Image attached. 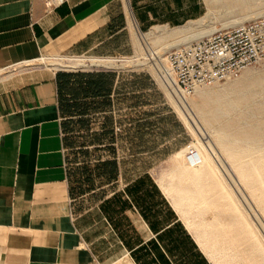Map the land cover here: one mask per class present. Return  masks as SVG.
Masks as SVG:
<instances>
[{"label": "crops", "instance_id": "0c3cea01", "mask_svg": "<svg viewBox=\"0 0 264 264\" xmlns=\"http://www.w3.org/2000/svg\"><path fill=\"white\" fill-rule=\"evenodd\" d=\"M204 11L202 0H66L50 11L0 0V264H210L152 174L163 145L144 66L6 70L43 53L128 57L142 35Z\"/></svg>", "mask_w": 264, "mask_h": 264}, {"label": "rangeland", "instance_id": "374dc122", "mask_svg": "<svg viewBox=\"0 0 264 264\" xmlns=\"http://www.w3.org/2000/svg\"><path fill=\"white\" fill-rule=\"evenodd\" d=\"M202 1L205 6V11L202 15V17H204L207 13V8L205 0ZM252 6L253 11H264V0H256V2L252 4ZM199 19L195 20L194 22H197ZM223 23V18H220L215 21L213 20L210 25H206L213 28ZM188 24H184L179 28H168L172 31V33H175L177 31L175 33V36L172 38H167V36H165L166 34H160L159 36L155 35V38L154 35H151L152 37L144 35L143 39L145 41V44L140 40V48L138 54L136 50H134V54L129 55L128 57H104L95 60H118L122 61L124 63L123 65H125L126 67H132V65L144 66V68L146 69L145 71H147V73H149L156 81L158 94L157 115H159V118H157V137L154 142L157 144V147L160 145L163 146L162 148H159L157 150L156 168L152 169V174L157 178L158 185L161 187L163 193L166 195L168 200L177 211L180 221L187 228L191 236L200 247L201 251L206 255L210 264H246V262L248 264H263L264 258H262V260L260 257H262L264 253V173L257 171V164H259L261 167L264 165V159L261 161V157L264 155V60L248 67L235 79L220 82L210 87L199 88L195 91L197 95L194 92L187 95V98H185L187 109H185L181 105V103L177 105L175 101L173 102L168 97L166 91L160 85L153 72L147 69L149 68V61L147 60L145 54L149 53L150 51H156L157 49L161 48L162 45L172 43L176 39V37L178 38L180 35L178 33V30L180 28H185ZM134 38L135 37L133 34V41L135 40ZM50 56L51 55H48L47 53H43L42 55H39L32 60H27L28 62L26 63H22L18 66L11 65V67L7 68L6 70L8 74L12 71H15L17 67L42 68L53 71L51 69L53 68L52 61L48 60V57ZM38 58H45L46 62H37L36 59ZM64 63L65 67L58 68V70H79L80 68H94L91 67L92 65L85 63H73L69 61H64ZM117 64L122 65L121 63ZM73 65L76 66H74V68H69V66L72 67ZM0 73H2V71ZM258 79L261 81H259ZM255 80L256 82H261V87H255L252 85L255 84ZM252 102H254V104ZM184 115L191 120L195 134L191 132L184 123ZM252 115H254L255 118ZM250 116L252 117L250 118ZM196 131L201 136L203 134L202 138L207 137V147L209 146L208 149L210 148L209 157L211 158L212 156V169H214L213 173H210L211 175L207 171L206 167H203L204 169L202 168L200 171L204 174L200 172L196 174L193 170L188 169L184 164V155L193 156V161L196 163L195 145L198 142V134ZM259 131L261 132L259 133ZM214 134L216 136H214ZM221 139L222 141H224L223 143ZM206 140H203V142L205 143ZM253 151L255 152L253 153ZM232 153L236 155L234 163L237 164L244 162L241 163V166H244L248 171H254V177L250 179L246 178L245 180L241 178L239 174L240 167H236L235 170V167H233L232 162L229 159V155H232ZM186 169L188 170V172ZM185 174L188 175V177H185ZM186 178H188V181L186 180ZM183 180L184 182H182ZM200 181L201 183L203 182V185L200 183ZM250 181H254V184H249ZM187 187L189 191H187ZM205 187L206 189H204ZM247 189H249V191ZM193 191H195L196 193ZM200 192L202 195L200 194ZM224 192H227V196L235 204V207L238 206L237 209L239 211L236 208V211H233L235 209L224 211L222 205L225 203L228 204L230 202L228 197H225V199H221L224 197ZM196 194H198V196ZM255 194L257 195L258 199L255 197ZM191 196L193 197V199ZM202 197L204 198L202 199ZM195 200H197L196 204L194 202ZM201 200L203 201L200 202ZM210 201L213 204L210 203ZM241 210L242 212H240ZM232 221L236 223V226L234 225L232 230L235 232L234 234H237L236 238H234L233 240L232 237L229 238V236L223 233L221 227L228 226L232 223ZM240 232L242 233L241 235L239 234ZM245 232L247 234H245ZM7 234L8 233L5 232L1 233L0 239L5 238V235ZM246 235L249 236L247 237ZM220 238H222L223 241L222 239L220 240ZM239 240L240 243H238ZM257 240L259 242H257ZM224 241L226 243H223ZM255 243H257L258 246ZM254 244L256 245V247H254ZM240 249H244L246 253L245 251H243L245 253L244 254L240 251ZM235 251H237V256L235 255ZM256 252L258 255L256 254ZM240 254L245 256H241ZM250 254L251 257L249 256ZM245 258L249 259L245 260ZM248 260H250L251 263L250 261L248 262Z\"/></svg>", "mask_w": 264, "mask_h": 264}, {"label": "bare ground", "instance_id": "6f19581e", "mask_svg": "<svg viewBox=\"0 0 264 264\" xmlns=\"http://www.w3.org/2000/svg\"><path fill=\"white\" fill-rule=\"evenodd\" d=\"M256 0H205V3H206V8H207V13L205 14L204 17L200 18L197 22H194V23H189L185 28H180L178 31V33L180 34L179 37L172 42L170 44H165V45H162L161 48L157 49L156 51H150L149 53H146L145 56L147 58V60L149 61V68L151 69V71L153 72V74L156 76V79L158 80V82L160 83V85L163 87V89L166 91L168 97L174 102H176L177 105H179V103H181V105L187 109V105H186V102H185V98H187V95L188 94H180L179 92H177L175 89L173 88H170L168 87L167 85H165L161 78H160V75H159V70H162V65L164 64L165 62V58L164 56L170 52V51H173V50H178L179 48L183 47V46H186V45H189L191 44L192 42L194 41H198L204 37H207L209 35H211L212 33L214 32H217V31H221V30H225V29H229V28H233L237 25H240V24H243L245 22H248V21H252V20H255L256 18H262L264 17V11H253L252 10V4L255 3ZM255 10V9H254ZM228 19H227V18ZM220 18H223V24L217 26V27H208L207 25L214 20H217V19H220ZM216 23V22H215ZM207 24V25H206ZM215 25V24H214ZM135 28V27H134ZM177 32V31H176ZM175 32V33H176ZM175 33H172L171 30H169L167 27H157L155 29H153L152 31H150L149 33L145 34L146 36H151V35H154V38H155V35H162V34H166L165 36H167V38H172L175 36ZM138 35V34H137ZM143 36H141V42L143 41V43L145 44V41L143 39ZM152 37V36H151ZM161 38V37H160ZM166 38V37H165ZM158 41V40H157ZM143 44V45H144ZM50 61H52V65H53V68H51L53 71H56L58 70V68H64L65 66V63L64 61L67 60V59H63V58H58L56 57L55 59H48ZM72 60V59H71ZM70 60V61H71ZM37 62H46V59L45 58H40V59H37L36 60ZM73 62V61H72ZM73 63H85V64H89V65H92L91 67H94V68H114V67H119V66H125L123 65L124 63L122 61H118V60H88V59H83V60H75ZM117 63H121L122 65H118ZM137 63V62H136ZM147 63V62H146ZM142 64V63H141ZM147 66V65H146ZM245 71V70H244ZM243 71V72H244ZM242 72V73H243ZM250 79V78H249ZM259 80V79H258ZM261 81V80H259ZM252 84V83H251ZM215 85V84H214ZM239 85V84H238ZM253 86L255 87H261V82H256L255 80V84H252ZM237 87V86H236ZM199 88H202V87H197L194 89V93L197 89ZM252 88V87H251ZM258 89V88H257ZM260 89V88H259ZM248 90V89H247ZM246 91V90H245ZM251 93V91H250ZM196 94V93H195ZM197 95V94H196ZM199 95V94H198ZM240 95V94H239ZM245 96V95H244ZM254 98V97H253ZM230 99V98H229ZM246 102V101H244ZM236 103V102H235ZM234 103V104H235ZM240 103V102H239ZM254 104V102H252ZM243 104V103H242ZM246 104V103H245ZM247 105V104H246ZM261 105V104H259ZM177 107V106H176ZM228 107V106H227ZM226 107V108H227ZM230 107V106H229ZM236 107V105H235ZM257 107V106H256ZM220 108V107H219ZM260 108V107H259ZM229 109V108H228ZM233 109V108H232ZM257 109V108H256ZM202 110V109H200ZM221 110V109H219ZM237 110V109H236ZM218 111V110H217ZM216 111V112H217ZM240 111V110H239ZM257 111V110H256ZM238 112V111H237ZM210 113V112H209ZM236 113V112H235ZM216 114V113H215ZM249 114V113H247ZM260 114V113H259ZM243 115V114H241ZM254 116V115H252ZM250 116V118L252 117ZM193 117V115H192ZM214 117V116H213ZM216 117V116H215ZM219 117V116H218ZM222 117V116H221ZM204 118V117H203ZM206 118V117H205ZM217 118V117H216ZM255 118V116H254ZM183 120H184V123L186 124V126L188 127V129L194 133V129H193V124L191 122V120L187 117V116H183ZM197 121V120H196ZM261 121V120H260ZM259 122V121H258ZM215 123V122H214ZM204 124V123H203ZM229 124V123H228ZM209 125V124H208ZM243 125V124H242ZM212 127V126H211ZM245 127V126H243ZM258 127V126H257ZM202 128V127H201ZM263 128V127H262ZM226 129V128H225ZM256 129V128H255ZM229 130V129H228ZM233 130V129H232ZM240 130V129H238ZM257 130V129H256ZM252 131V130H251ZM197 132V131H196ZM236 132V131H234ZM241 132V131H240ZM243 132V131H242ZM261 131H259L260 133ZM213 133V132H212ZM195 134V133H194ZM198 134V142L196 143L195 147V152H196V163L193 167H187L188 169H191L193 170L196 174L199 173L201 171V169L203 167H206L207 171L209 172V174L213 173V170L212 169V156L211 158L209 157V149L207 147V143L208 141L206 140L207 137L205 138H202L203 137V134L202 136L197 132ZM216 134V133H215ZM214 134V136H216ZM219 134V133H218ZM231 134V133H230ZM254 134V133H253ZM196 136V135H195ZM205 136V135H204ZM221 136V135H220ZM219 136V137H220ZM243 136V135H242ZM227 138V137H226ZM228 139V138H227ZM257 139V138H256ZM203 140H206V142L204 143ZM216 140V139H215ZM219 140V139H218ZM259 140V139H258ZM222 141V139H221ZM224 141H222L223 143ZM257 143V142H256ZM256 143H253V144H256ZM231 144H236V143H231ZM239 144V143H238ZM237 144V145H238ZM247 144V143H246ZM251 144V143H249ZM223 145V144H222ZM225 145V144H224ZM243 147V146H242ZM241 147V148H242ZM213 148V147H212ZM235 148V147H234ZM214 149V148H213ZM246 149V148H245ZM230 150V149H229ZM238 150V149H237ZM248 150V149H247ZM252 150V149H251ZM224 151V150H223ZM231 151V150H230ZM229 151V152H230ZM246 151V150H245ZM258 151V150H257ZM261 151V150H260ZM228 152V151H227ZM233 152V151H232ZM235 152V151H234ZM238 152V151H237ZM252 152V151H251ZM249 152V153H251ZM255 151H253L254 153ZM259 152V151H258ZM236 153V152H235ZM229 154V153H228ZM231 154V153H230ZM237 154V153H236ZM248 154V152H247ZM215 155V154H214ZM262 155V154H261ZM239 158V157H238ZM229 159L230 161L232 162V165L233 167H235V170H236V167H240V170H239V174L241 176V178H243V180H245L246 178L247 179H250L253 176L254 174V171H248L247 169H245L244 166H241L242 164L241 163H244V162H241V163H234V160L236 159V155L232 153V155H229ZM241 159V157H240ZM239 159V160H240ZM249 159V158H248ZM264 159V155L261 157V161ZM243 160V159H242ZM250 161V160H249ZM257 161V160H256ZM246 162V161H245ZM255 162V161H254ZM262 164V163H260ZM237 165V166H235ZM246 165V164H245ZM252 166V165H251ZM214 167V166H213ZM232 167V166H231ZM185 169V168H183ZM204 169V168H203ZM257 171L259 172H263L264 173V165L261 167L259 164H257ZM187 170V169H186ZM183 171V170H182ZM190 171V170H189ZM188 172V170H187ZM186 172V173H187ZM217 172V171H216ZM238 172V171H237ZM202 173V172H200ZM184 174V173H183ZM191 174V173H189ZM204 174V173H202ZM210 174V175H211ZM259 175V174H258ZM264 175V174H263ZM188 177V175L185 174V177ZM212 177V176H211ZM191 178V177H189ZM262 178V177H261ZM264 178V177H263ZM188 178H186L187 180ZM193 179V177H192ZM210 179V178H209ZM185 180V181H186ZM195 180V179H194ZM205 180V179H204ZM258 180V178H257ZM262 180V179H261ZM188 181V180H187ZM208 181V179H207ZM184 182V180L182 181ZM194 182V181H193ZM244 182V181H243ZM201 183V181H200ZM203 183V182H202ZM201 183V184H202ZM212 183V182H211ZM260 183V182H259ZM193 184V183H192ZM249 184H254V181H250ZM194 185V184H193ZM196 185V184H195ZM198 185V183H197ZM203 185V184H202ZM205 185V184H204ZM247 186V185H246ZM262 186V185H261ZM264 186V185H263ZM197 187V186H195ZM204 187V186H203ZM210 187V186H209ZM211 187H214V186H211ZM190 188V187H189ZM193 188V187H192ZM208 188V187H207ZM197 189V188H196ZM206 189V187L204 188ZM213 189V188H212ZM251 189V188H250ZM186 190V189H185ZM226 190V188H225ZM249 191V189H247ZM256 190V189H255ZM187 191H189L188 187H187ZM192 191V190H191ZM190 191V192H191ZM200 191V190H199ZM205 191V190H204ZM253 191V190H251ZM195 192V191H193ZM209 192V191H208ZM196 193V192H195ZM199 193V192H198ZM204 193V192H203ZM250 193V192H249ZM201 194V192H200ZM207 194V193H206ZM210 194V193H209ZM224 197L221 198V199H225V197H228L227 196V192H224ZM257 194V192H256ZM255 194V197L257 198V195ZM193 195V194H192ZM198 196V194H196ZM202 195V194H201ZM222 195V194H221ZM231 195V194H230ZM194 196V195H193ZM206 196V195H205ZM192 197V196H191ZM221 197V196H220ZM254 197V196H253ZM252 197V198H253ZM254 197V198H255ZM195 198V197H194ZM201 198V197H200ZM204 197H202L203 199ZM207 198V197H206ZM205 198V200H206ZM218 198V197H217ZM229 198V197H228ZM193 199V197H192ZM235 199V198H234ZM258 199V198H257ZM208 200V199H207ZM230 202L228 204H223L222 207L224 209V211H227V210H231V209H237L238 206L235 207V204L231 201V199L229 198ZM196 201L195 200V204H196ZM203 200H201L200 202H202ZM234 201V200H233ZM193 202V203H194ZM209 202V201H208ZM256 202V201H255ZM264 202V201H263ZM210 203H212L210 201ZM209 203V204H210ZM216 203V202H214ZM213 204V203H212ZM201 205V203H200ZM199 206V205H198ZM204 206V205H203ZM208 206V205H207ZM259 206V205H258ZM264 206V205H263ZM216 207V206H215ZM210 208H211V205H210ZM218 208V207H217ZM233 210V211H236ZM238 210V209H237ZM239 211V210H238ZM242 212V210L240 211ZM237 213V212H236ZM240 214V213H239ZM242 216V215H241ZM244 216V215H243ZM246 218V217H245ZM218 219V218H217ZM241 219V218H239ZM214 222V221H213ZM243 222V221H242ZM222 223V222H221ZM218 224V223H217ZM228 224V223H227ZM241 224V223H240ZM219 225V224H218ZM236 226V223L232 221L231 224H229L228 226H221L222 227V230H223V233L227 236L232 237V240L234 238H236L237 234H234L235 232L232 230L233 229V226ZM238 225V224H237ZM249 226V225H248ZM251 226V225H250ZM219 228V227H218ZM216 228V229H218ZM247 228V227H246ZM251 228V227H250ZM221 230V228H220ZM244 230V229H242ZM246 230V229H245ZM252 230V229H251ZM241 231V230H240ZM248 231H249V228H248ZM221 232V231H220ZM222 233V234H223ZM253 233V231H252ZM240 235L242 234L241 232L239 233ZM245 234H247L245 232ZM224 235V236H225ZM247 236V235H246ZM249 236V235H248ZM247 236V237H248ZM3 237V236H2ZM220 237V236H219ZM241 237V236H240ZM253 237V236H252ZM226 238V237H225ZM251 238V237H249ZM260 238V237H259ZM222 238H220L221 240ZM241 239V238H240ZM255 239H256V236H255ZM225 240V239H224ZM228 240V239H226ZM252 240V239H251ZM261 240V239H260ZM223 241V239H222ZM255 241V240H254ZM253 241V242H254ZM257 242H259L257 240ZM262 242V241H261ZM223 243H226L225 241ZM237 243V242H236ZM240 243V240L239 242ZM257 244V243H255ZM254 244V247H256V245ZM260 244V243H259ZM224 245V244H223ZM253 245V244H252ZM230 246V245H229ZM258 246V244H257ZM232 247V246H231ZM258 248V247H257ZM237 249V248H236ZM260 249V248H259ZM255 250V249H254ZM241 252L245 251L244 249H240ZM239 251V252H240ZM256 251V250H255ZM260 251V250H259ZM237 251H235V255L237 254L236 253ZM261 252V251H260ZM244 253V252H243ZM246 253V251H245ZM244 253V254H245ZM248 253V252H247ZM257 254V252H256ZM262 254V253H261ZM234 255V253H233ZM241 255V254H240ZM258 255V254H257ZM237 256V255H236ZM241 256H245V255H241ZM240 256V257H241ZM251 257V254L249 255ZM255 256V255H254ZM235 257V256H234ZM249 257V258H250ZM249 258H245L246 259H249ZM261 259L264 258V253L262 255V257H260ZM234 259V258H233ZM252 259V258H251ZM255 259V258H254ZM258 259V258H257ZM236 260V259H235ZM244 260V261H245ZM263 260V259H262ZM250 260H248L249 262ZM259 261V260H258ZM251 263V261H250ZM263 263V262H262ZM246 264H248L246 262ZM254 264H258V263H254ZM264 264V263H263Z\"/></svg>", "mask_w": 264, "mask_h": 264}, {"label": "built area", "instance_id": "2783aa9c", "mask_svg": "<svg viewBox=\"0 0 264 264\" xmlns=\"http://www.w3.org/2000/svg\"><path fill=\"white\" fill-rule=\"evenodd\" d=\"M65 1L44 0V4L50 11ZM164 58L160 78L180 94L189 95L197 87L235 79L264 60V18L214 32L168 52Z\"/></svg>", "mask_w": 264, "mask_h": 264}]
</instances>
